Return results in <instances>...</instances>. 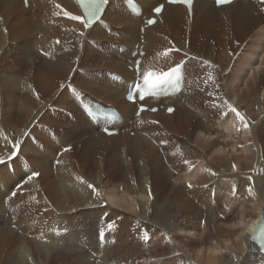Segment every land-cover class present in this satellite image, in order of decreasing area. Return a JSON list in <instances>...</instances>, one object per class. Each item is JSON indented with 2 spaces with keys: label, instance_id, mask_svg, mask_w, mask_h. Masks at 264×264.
Returning a JSON list of instances; mask_svg holds the SVG:
<instances>
[{
  "label": "bare ground",
  "instance_id": "bare-ground-1",
  "mask_svg": "<svg viewBox=\"0 0 264 264\" xmlns=\"http://www.w3.org/2000/svg\"><path fill=\"white\" fill-rule=\"evenodd\" d=\"M116 13L110 8L85 28L71 19L82 17L73 0H30L27 13L21 0H0V264H91L57 252L69 245L99 248L108 264H264L248 239L264 212V51L257 59L253 17L199 3L190 30L186 13L168 8L134 32L108 19ZM123 32L140 39L149 59L188 62L189 92L177 102L183 117L145 112L134 136L80 140L79 117L59 106L83 105L90 95L119 101L86 83L116 85L108 74L118 68L98 58L113 51L106 34ZM195 103L208 105L211 118L224 103L241 110L242 163L230 161L232 139L199 130L192 114L205 113ZM218 121L228 136L230 119ZM221 187L242 204L229 206L238 216L216 230L209 213ZM37 219H47L42 229Z\"/></svg>",
  "mask_w": 264,
  "mask_h": 264
},
{
  "label": "rangeland",
  "instance_id": "rangeland-1",
  "mask_svg": "<svg viewBox=\"0 0 264 264\" xmlns=\"http://www.w3.org/2000/svg\"><path fill=\"white\" fill-rule=\"evenodd\" d=\"M37 62V61H36ZM229 71H227V73H228ZM231 75H233L232 74V72L230 73H228V74H226V76L228 77V79H227V84H228V87H232V82H231V80H230V78L232 77ZM229 76H231V77H229ZM246 77V76H245ZM232 79V78H231ZM245 79V78H244ZM244 83V85H245V82H243ZM243 83H241L242 85H243ZM231 85V86H230ZM241 86V85H240ZM239 85L237 86L238 88H241ZM263 86V87H262ZM228 87H227V93L230 95V90L232 89V88H230V89H228ZM233 88L234 90V94H237V92H240L241 90L240 89H238V88ZM261 89V90H260ZM260 89H259V95H260V97H261V107H264V96H262V91L264 90V83L262 82V84L260 85ZM240 90V91H239ZM216 91H217V86H216ZM216 92L214 93V97L215 98H217L216 97ZM247 100H248V98H246ZM247 100H245L244 102H243V104H245L246 102H247ZM196 104V103H195ZM197 106H203V105H201V104H196ZM195 105V106H196ZM194 106V107H195ZM195 107V110L197 109V111H201V113L203 114L204 113V111H207V109H208V105H205V106H203V107ZM205 108V109H204ZM247 109H245V108H243L242 110L245 112V114H247V115H249V117L252 115V113H254L253 111H251L250 110V108L251 107H246ZM249 108V109H248ZM257 109H259V108H257ZM203 110V111H202ZM252 112L251 114H250V112ZM234 113H235V110H234ZM193 115V118L194 117H200V115H195V114H192ZM236 118L238 119V120H242V118H241V116H239V115H236ZM246 123H247V121H246ZM245 123V124H246ZM241 127H243V124H242V122H240L239 124H238V126H237V130H239V128L241 129ZM196 129V128H195ZM195 129H194V132H195ZM189 130H191V129H189ZM241 139L242 140H239L238 138H237V141L238 142H240V143H242L243 145H241L242 147H245V146H247L248 145V142H246L245 141V138L243 139L242 137H241ZM244 140V141H243ZM250 141V140H249ZM227 143H229L228 141H227ZM225 146H226V148L225 149H227V148H229L228 147V145L227 144H225ZM228 150V149H227ZM244 153V154H243ZM247 154V153H246ZM245 154V152L243 151V149H241V151L239 150V153H230V151H229V153H228V156H229V158H230V161L231 162H235L234 164H237L238 165V162L239 163H242V161H243V157H247V155ZM221 190H223V191H225L224 189H221L220 188V191ZM220 193L221 192H219V191H217L216 192V194H215V197L213 198V203L214 202H216V199H217V202L215 203V205H216V208L218 209H220V210H224V209H227L228 210V213H230V214H226V216H227V219L226 220H229L228 219V217L230 218V217H232V216H234V217H237L238 216V210H236V209H239V208H229V206H231V205H233V204H238V205H240V204H242V200L240 199V196H238L237 194H231V193H226V194H223V196H221L220 195ZM217 195V196H216ZM217 197V198H216ZM231 212H233V213H231ZM236 213H237V215H236ZM232 214H234V215H232ZM215 219H216V217H215ZM38 221H39V225L41 226L42 224V226H44V225H46L45 223L47 222V219H43V220H39V219H37ZM37 220H35L36 222H37ZM217 220H219V219H217ZM227 221H222V220H219V222L218 221H216V223H213V225H215V226H217V227H215L216 228V230H217V228L219 227V226H224L225 225V223H226ZM39 225H37V226H39ZM40 226H39V230L41 231V229H42V226H41V229H40ZM204 226V225H203ZM202 226V227H203ZM201 230H197L196 231V233H195V235H200L201 234V232H200ZM39 234H40V232L39 231H37ZM15 233H16V230H15ZM218 233V231L216 232V234ZM197 251V250H196ZM195 251V252H196ZM198 253H199V251H198ZM204 253V257H206V255L209 253V249H206V251L205 252H203Z\"/></svg>",
  "mask_w": 264,
  "mask_h": 264
},
{
  "label": "snow or ice",
  "instance_id": "snow-or-ice-1",
  "mask_svg": "<svg viewBox=\"0 0 264 264\" xmlns=\"http://www.w3.org/2000/svg\"><path fill=\"white\" fill-rule=\"evenodd\" d=\"M170 2L173 3H185L188 4L189 6L191 5V0H170ZM261 3H264V0H260ZM108 0H89V3L85 4L84 7L88 9V17L87 18H82L80 16H72L71 19L74 20H82L83 22V27L88 28L91 23V17L97 16L98 12H100L102 5L107 4ZM218 4H226L229 3V0H217ZM59 7V5H58ZM155 11L157 13L162 11V6L155 8ZM65 15H68V13H65ZM148 24H153L155 23L154 20H148ZM180 68V65H177L175 68L169 69L168 72L163 73L161 76H153L152 73H146L143 77L144 80V85L145 88L140 90V94L143 95L145 91H153L155 90L160 84H163L169 80H173L178 73ZM136 87L139 89L140 86L136 85ZM155 111V109H152ZM169 112H172L173 109L169 108ZM38 175V174H37ZM190 186V185H189ZM89 188H92L93 186L91 184L88 185ZM14 195V194H13Z\"/></svg>",
  "mask_w": 264,
  "mask_h": 264
}]
</instances>
